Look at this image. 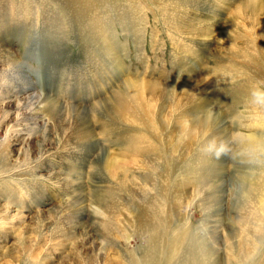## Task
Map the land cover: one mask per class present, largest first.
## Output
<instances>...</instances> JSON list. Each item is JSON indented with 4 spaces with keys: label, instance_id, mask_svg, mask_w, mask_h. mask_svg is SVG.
<instances>
[{
    "label": "rangeland",
    "instance_id": "1",
    "mask_svg": "<svg viewBox=\"0 0 264 264\" xmlns=\"http://www.w3.org/2000/svg\"><path fill=\"white\" fill-rule=\"evenodd\" d=\"M152 1L115 0L117 6H113L103 0L97 3L6 0L0 6V23L10 18L9 23L7 21L10 31L6 35L0 33V38H4L0 40V46L7 45L14 51L15 59L38 95H47L59 107L88 110L98 145L94 152L75 158L69 150L56 152L52 149L44 155V164L51 165V168H46L43 175L38 176L30 166L38 158L36 150L40 139L31 142L27 155L21 138H8L5 128L0 130V147L6 150L5 158L16 160L18 153H22L19 165L12 166L10 160L9 163L14 171H18L14 174H23L17 177L10 174L12 178L1 176L0 207L8 206L13 214L18 209L32 228H28L24 235L31 246L30 254H26L20 247L22 229L17 233L0 219L3 223L0 224L2 252L13 249L17 260L14 264H65V261L70 264L68 259L63 260L68 254L75 258L74 264H107L105 250L99 254V248L96 251L88 249V244L85 246L88 252L84 253H88L91 259H86L83 251L73 250V242L64 246L60 244L58 235L65 233L68 227L65 218L59 219L60 222L55 218L61 217L62 207L68 199L73 200L75 194L56 181L69 172L67 160L71 159L76 169L83 171L87 191L84 220H93L95 197L111 194V199H107L108 207L113 211L109 232L103 234L91 223L89 237L96 241L97 247L106 242L119 253L124 249V254L120 255L110 252L113 264H133V260L138 261L141 256H147L152 264L264 263V246L255 255L240 253L241 258H236L240 252L236 243L247 240L253 244L252 232L261 228L250 216L251 206L245 199V191L240 193L241 184L254 166L264 170V152L250 151L246 144L248 136H264V125H256L255 119L259 106L264 115V68L254 63L247 67V61L242 57L245 50H248L247 54H254L256 59L259 57V49L248 37L251 28L246 20L238 19L237 13L228 12L214 34L212 46L204 51L196 41L191 43L187 37L171 32L164 23L162 5ZM176 6L172 4V12ZM187 11L194 13L190 9ZM94 19L97 22L91 23ZM100 19L108 23L109 33H116L121 44L111 57L106 53L105 42L100 41L103 35L94 27ZM137 30L139 35H135ZM229 35L239 38L232 42ZM136 37H140L138 43ZM186 44L193 45L191 54L179 50V47L188 48ZM232 48L241 54L234 61L230 59ZM261 49L264 50V44ZM189 75H195L201 83L209 86L211 104L222 112L229 124L230 145H205L200 137L194 136L193 142L189 143V155H183L184 136L176 125L181 112L176 110V101L171 95L159 99L152 107L153 113L148 118L150 125L143 121H128L124 117L115 118L111 109L105 110V105L112 104L125 91L129 79L144 80L143 83L147 84L160 79L159 84L165 87L170 86L168 83L176 76ZM162 107L167 113L165 125L159 115ZM1 109L0 105V118ZM12 112L6 106V114L10 113L14 119ZM187 113L186 117L194 115L189 109ZM170 130L174 133L168 136ZM107 155L119 157L127 163L135 160L139 166L127 167L126 172L145 182L140 184L137 179L136 183L130 181L126 187L121 181L104 179ZM201 156V169L207 170L205 179L198 169V157ZM216 157H219L218 161ZM52 174L57 175V179L51 180L49 175ZM208 180L216 185L218 181L222 182L218 203L207 190H202L201 198H198L197 189ZM133 209H141L145 235L154 238L152 244L149 245L148 240L144 243V238L139 237ZM56 221L62 230L60 227L59 232L53 233L56 226L50 230L44 227L43 240H35L37 224L49 225ZM153 227L157 230L154 231ZM262 228L261 233L264 226ZM185 229L188 230L186 241L178 252H173V237L178 235L177 231L186 232ZM82 239L83 236L78 238V244H82ZM40 240L42 244H39ZM1 260L5 263L7 258L1 257Z\"/></svg>",
    "mask_w": 264,
    "mask_h": 264
},
{
    "label": "bare ground",
    "instance_id": "2",
    "mask_svg": "<svg viewBox=\"0 0 264 264\" xmlns=\"http://www.w3.org/2000/svg\"><path fill=\"white\" fill-rule=\"evenodd\" d=\"M3 1L6 2V0ZM3 1L0 0V6L3 5ZM77 1L79 3L87 1V3H93L94 1L95 3L100 2V0ZM103 1L110 3L113 6H117V4H115V0ZM153 3H160L162 5L163 20L171 32H175L179 36L187 37L191 43L196 41L204 51H207L212 46L214 34L221 26V21H223L222 19L226 13H237L238 19L240 18L247 21L249 27L251 28L248 31V37L250 38L251 43L255 45V48L259 49V57H257V59L254 54H247L248 50H245L242 53V57H244V59L247 61V67L254 63L264 68V50L261 49V45L264 44V0H154ZM173 3L177 5L174 8V12H172ZM96 6L97 9H100L99 4H96ZM189 9L194 11V13L187 11ZM7 21L9 23L10 18L7 17L6 20H3L0 23V33L4 35L10 31ZM94 21L96 20L94 19L90 22L94 23ZM107 25L108 23L105 22V20L100 19L98 24L94 25V27L98 29L103 35L100 41L105 42V45H107L106 53L111 57L115 51V48L117 51L121 44L116 39V33H109V28ZM120 26L125 28L122 25ZM139 34V30L135 31V35ZM229 37L232 42L234 40H238L239 38L233 35H229ZM0 40H4V38H0ZM139 41L140 37H136V43ZM186 45L188 48L179 47V50L184 54H191L192 50H194L193 45ZM175 51L177 53L176 46ZM231 52H233L235 55H230V59L232 61L241 57V54L239 55L238 53H235L233 48ZM161 75L163 77V74ZM159 80L160 79H158V81L148 82L147 84L143 83L144 80L129 79L126 81L125 91L121 93V96L119 95L118 98L114 99L112 104L105 105V110L111 109L112 115L115 118L124 117L127 118L128 121H143L145 125H150L148 118L153 113L152 107L158 104L160 101L159 99H165L166 96L171 95L176 101V110L181 112L180 118L178 119L176 125L184 136L183 155H189V143L193 142L194 136L200 137L205 145H230L232 136L230 134L229 124H227L225 121V116L222 114V112L217 110L211 104L208 85L201 83L195 75L181 77L176 76L175 79L168 83L170 86L165 87L159 84ZM147 97L149 99V103L147 102ZM0 105L2 108L0 130L5 128L8 138H21L22 140L20 141L22 146L26 147L27 152L25 151V154H30V151H28L27 148L32 147L31 142L34 139H40L41 143L36 150L39 152L36 153V157L38 158L35 157L36 159L33 161L35 164L30 166L35 175L41 176L43 175L44 171H46V168H51V165L44 164V155H46L52 149H56V152H65L66 150H69V152L73 154L72 157L75 158L76 156L79 157L80 154L94 152L98 146L96 144L95 135L91 127L88 110L59 107L58 105L54 104L47 95H38L35 92L31 81L28 79L27 75L22 70V67L15 59L14 51L7 45L0 46ZM6 106H9L13 110L12 115L14 117L15 114L14 119L10 117V113L6 114ZM162 106L165 107L164 105ZM163 107L160 109L159 115L161 123L165 125L167 124V113ZM187 108L190 112H194L193 116L186 117L188 114ZM258 109L259 112L255 117L257 121L256 125H264V115L261 113L262 108L259 106ZM198 126L199 129H197ZM173 133L174 131L170 130L168 132V136L173 135ZM51 134H53V136H51ZM16 141L18 142V140ZM246 144L250 147V151L256 149L264 152V136H248L246 139ZM201 147L203 148L205 146L202 145ZM5 152L6 150L3 151L0 147V179L5 175H7V178H12L10 174H13L16 177L22 176L23 174H14L18 171H14V169L11 168V165H19L21 160L20 156H22V153L19 152L16 160H14L10 157L6 159L4 154ZM52 155L54 156V152ZM124 156L125 155H123V157ZM23 160L25 159H22V161ZM26 160L28 161L29 158H26ZM201 160L202 156L198 157V164L200 166L198 169L201 173L202 179H205L207 177V170H204V168L201 169ZM216 160L218 161L219 157H216ZM134 161L135 160L131 159V163H127V161H124L119 157L112 158L110 155H107L104 162L105 171L103 178L121 181L126 187L130 181L136 183L138 181L137 179L139 178L126 172L127 167L139 166L138 163ZM23 164L25 163L23 162ZM74 164V160H67L69 172L64 174L62 179L56 181V183H62L68 191L74 192L75 194V198L71 201H68V199L66 204H64L62 207L63 211L61 212V217L55 218L56 220L65 218L68 227L66 228L68 230L65 233L60 234L61 236L58 235V237H60V244L64 246L65 243L73 242V250L75 252L76 250L83 251L81 253L84 254L86 259H91V256L88 255V253H84L87 251L86 247H88V249H93L94 251L98 250L99 248V254L102 252V250H105L106 254L108 255L104 258L105 262L107 264H113V260L110 257V252H112L114 255H120L122 252L124 254V249H120L119 253V251L113 249L111 245L108 247L106 242L102 243L101 247H97L95 243L96 241H92V238H90L91 236L89 237V228L92 227L91 223L93 226L101 229L103 234L109 232L108 225L111 223L110 217L113 214V211L111 210V207H108L109 201H107V199H111V194H105L103 197H95L92 207L93 220H84V217L86 216L85 197L87 191L83 182V171L82 169L77 170V167ZM23 166L26 167L27 164ZM260 168L261 167L258 166L253 167L252 171L245 177V182L241 184L242 188L240 193L245 191V199L250 202L251 206L249 210L250 216L255 222L261 225V228L255 232H252V235L255 238L253 244L250 245L247 240L246 242L243 240L240 243H236V247H239L240 249L239 254L236 255L238 260L241 258L240 253L255 255L259 248L264 246V232L261 233L263 230L262 227L264 226V170L262 171ZM49 178L51 180L52 178L57 179V175H49ZM142 182H145V180L141 179L140 184ZM221 183V180L218 181L217 185L213 181L209 180L204 182L202 184L203 186L197 189L198 198H201L202 190H207V193L217 199L215 203H218L219 187L221 186ZM112 197L118 199L119 196L116 197V195H112ZM179 207L183 208V206H178V208ZM15 210L16 212L13 214L8 206L0 207V219L4 220L5 224L9 226L10 229L17 231V233H19V231L22 229L21 232H23V234L20 232L22 234V236L20 235V247L23 252L25 249L26 254H30L31 246H29L27 243V240L29 239L27 236L24 237V235L26 230L31 228V224L30 222H27L26 216H24L18 209ZM132 211L137 218V233L139 237L142 236L144 238V243L148 240L149 245L152 244L154 238L147 237L145 235V220L142 217L141 209H133ZM52 213L56 212L53 211ZM0 224L2 226L3 223L0 222ZM59 225L60 224H58V222L49 225L47 223H44V225L37 224V238H35V240L37 241V239H42L44 227L45 229L50 230L51 227L56 226L55 231L53 229V233H57L60 231L61 226ZM152 229L156 231L157 227H153ZM185 231L186 232L177 231L178 235L173 237V252H178L181 245L186 241L188 237V230L185 229ZM28 232H30V229ZM82 236V244H78V238ZM42 240L39 241V244L43 243ZM88 244L90 246H86ZM2 249H4V247L0 245V264H14V261L16 260V252L11 248H7L6 252H2ZM63 252L64 251H62L61 254H64ZM1 257L7 258V261L4 263L3 260H1ZM64 259H68L67 262L74 264L75 258L72 259L70 254L66 256L64 255L63 260ZM135 260L136 259L133 260V264H152L147 256H141L138 261ZM87 262H89V260H87Z\"/></svg>",
    "mask_w": 264,
    "mask_h": 264
}]
</instances>
